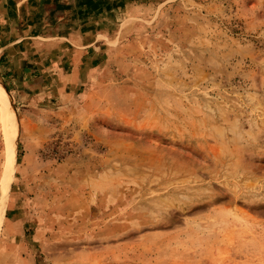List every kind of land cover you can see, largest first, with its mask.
Segmentation results:
<instances>
[{
	"label": "rangeland",
	"instance_id": "374dc122",
	"mask_svg": "<svg viewBox=\"0 0 264 264\" xmlns=\"http://www.w3.org/2000/svg\"><path fill=\"white\" fill-rule=\"evenodd\" d=\"M134 3L77 92L0 79V264H264V0Z\"/></svg>",
	"mask_w": 264,
	"mask_h": 264
},
{
	"label": "crops",
	"instance_id": "0c3cea01",
	"mask_svg": "<svg viewBox=\"0 0 264 264\" xmlns=\"http://www.w3.org/2000/svg\"><path fill=\"white\" fill-rule=\"evenodd\" d=\"M134 0H0V79L21 103L80 88L120 46L118 22L138 20ZM138 7V6H137ZM77 92V91H76Z\"/></svg>",
	"mask_w": 264,
	"mask_h": 264
},
{
	"label": "bare ground",
	"instance_id": "6f19581e",
	"mask_svg": "<svg viewBox=\"0 0 264 264\" xmlns=\"http://www.w3.org/2000/svg\"><path fill=\"white\" fill-rule=\"evenodd\" d=\"M1 111H2L3 116H4L3 119L5 121L6 127H8L11 115L9 112L5 111L4 108H1ZM11 147H12V143H11V141H8V143H7L8 157L10 155ZM11 168H12L11 164H9V162H8V166L4 172V177H2L3 179L0 182V219H1V211L3 210L2 206H4L3 205V201L5 199L4 195H5L6 190L9 188V181L11 178Z\"/></svg>",
	"mask_w": 264,
	"mask_h": 264
}]
</instances>
